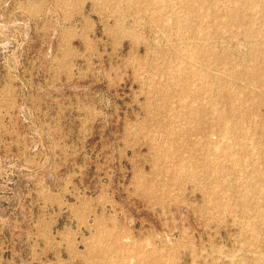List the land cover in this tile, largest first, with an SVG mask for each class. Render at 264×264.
Here are the masks:
<instances>
[{"label": "rangeland", "instance_id": "1", "mask_svg": "<svg viewBox=\"0 0 264 264\" xmlns=\"http://www.w3.org/2000/svg\"><path fill=\"white\" fill-rule=\"evenodd\" d=\"M0 264H264V0H0Z\"/></svg>", "mask_w": 264, "mask_h": 264}, {"label": "bare ground", "instance_id": "2", "mask_svg": "<svg viewBox=\"0 0 264 264\" xmlns=\"http://www.w3.org/2000/svg\"><path fill=\"white\" fill-rule=\"evenodd\" d=\"M208 13H209V12H208ZM208 13H207V15H208ZM256 20H257V19H256ZM187 24H188V23H187ZM255 27H256V26H255ZM225 32H226V31H225ZM242 33H243V32H242ZM260 37H261V36H260ZM222 39H223V38H222ZM228 39H229V38H228ZM220 40H221V39H220ZM231 40H232V39H231ZM249 40H250V38H249ZM260 40H261V39H260ZM221 41H222V40H221ZM223 41L225 42V40H223ZM223 41H222V42H223ZM233 41H234V39H233ZM256 41H257V40H256ZM192 42H193V41H192ZM194 42H196V41H194ZM203 42H204V41H203ZM238 42H239V40H238ZM234 43H235V42H234ZM223 44H224V43H223ZM250 44H251V43H250ZM250 44H249V45H250ZM220 47H221V46H220ZM234 47H235V46H234ZM233 49H234V48H233ZM236 49H237V48H236ZM240 50H241V49H240ZM183 57H184V56H183ZM245 65H246V64H245ZM254 72H255V70L252 71V74H254ZM216 73L219 74V72H216ZM181 76H182V75H181ZM215 76H216V75H215ZM223 76H224V74H223ZM222 79H223V78H222ZM242 83H243V82H242ZM233 85H234V84H233ZM195 86H196V85H195ZM251 87H252V86H251ZM194 88H195V87H194ZM234 88H235V87H234ZM234 88H233V89H234ZM253 88H254V87H253ZM219 89H220V88H219ZM258 89H259V88H258ZM216 91H217V90H216ZM222 137H223V136H222ZM197 138H198V136H197ZM252 179H253V178H252ZM233 181H234V180H232V182H233ZM232 182H231V183H232ZM256 182H257V181H256ZM225 183H226V182H225ZM239 184H240V183H239ZM210 201H211V200H210Z\"/></svg>", "mask_w": 264, "mask_h": 264}]
</instances>
